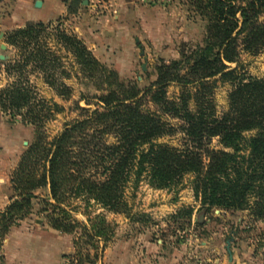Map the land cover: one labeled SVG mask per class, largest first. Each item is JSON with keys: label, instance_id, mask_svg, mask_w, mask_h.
<instances>
[{"label": "trees", "instance_id": "16d2710c", "mask_svg": "<svg viewBox=\"0 0 264 264\" xmlns=\"http://www.w3.org/2000/svg\"><path fill=\"white\" fill-rule=\"evenodd\" d=\"M73 3L69 12L75 11ZM187 3L206 20L203 45L181 60L161 65L155 88L139 89L108 72L106 91L96 97V107L81 108L84 114L65 124L51 140L44 124L62 108L38 96L29 69H39L61 97L69 88L56 86L52 79L50 70L57 67L58 58L37 39L44 24L29 21L5 33V43L20 49V57L0 60V68L11 78L0 87V111L32 126L34 137L10 176L13 194L0 210V248L18 220L32 213L37 200L39 213L52 229L74 235V250L66 264L93 262L115 224L88 211L83 213L85 221L75 219L80 203L129 215L126 191L135 189L143 178L152 188L169 189L189 175L203 212L247 209L253 219L264 221V78L239 68L242 51L256 55L264 50V20H259L264 0ZM57 35L84 73L105 72L78 38L64 31ZM215 81L230 85L227 109L221 115L216 114L213 99ZM169 82L182 86L174 100L166 96ZM146 101L180 124L172 125L158 112L145 110ZM177 131L183 134L181 147L158 141ZM214 138L220 148L211 146ZM1 260L0 255L3 264Z\"/></svg>", "mask_w": 264, "mask_h": 264}, {"label": "rangeland", "instance_id": "374dc122", "mask_svg": "<svg viewBox=\"0 0 264 264\" xmlns=\"http://www.w3.org/2000/svg\"><path fill=\"white\" fill-rule=\"evenodd\" d=\"M62 1L68 5L74 2L75 11L43 22L44 28L39 30L37 39L58 58L57 67L50 70L52 79L56 86H68V93L64 97L56 94L39 69H29L28 74L38 96L62 108L44 124L48 140L59 134L65 124L79 119L84 114L81 108L96 107V97L106 91L108 72L124 83H135L139 89L155 88L161 65L181 60L183 54L203 45L206 20L194 13L187 0ZM32 15L44 17L42 8L33 7V0H1L0 45L6 46L0 48L1 55L20 57V49L7 45L4 36L18 28L14 27L12 17L24 22ZM259 20H264V13ZM81 27H93L91 40L80 32ZM60 31L78 38L103 65L105 72L94 76L84 73L73 54L58 40ZM239 68L251 76L264 78V50L256 55L242 51ZM9 81L11 78L1 67L0 87ZM214 86L216 114L221 115L227 109L230 85L215 81ZM181 91L182 86L176 82L166 84L165 92L170 100L176 99ZM143 108L158 112L172 125L180 124L178 119L161 114L152 102L146 101ZM33 137L32 126L11 120L0 111V205L6 200L9 202L13 194L10 176ZM158 141L179 148L183 134L177 131ZM211 146L221 147L216 138L212 139ZM126 199L130 205L129 215L80 203L75 219L85 221L83 213L88 211L90 216L103 214L107 221L115 224L114 233L101 255L84 264H264V221L253 219L247 209L211 208L203 212L199 200L193 196L189 175L169 189L152 188L143 178L135 189H127ZM33 202L32 213L20 218L4 237L1 262L66 264L74 250V235L52 229L39 213L41 206L37 200ZM227 240H230L233 257L230 261ZM90 253L93 250L90 249Z\"/></svg>", "mask_w": 264, "mask_h": 264}, {"label": "crops", "instance_id": "0c3cea01", "mask_svg": "<svg viewBox=\"0 0 264 264\" xmlns=\"http://www.w3.org/2000/svg\"><path fill=\"white\" fill-rule=\"evenodd\" d=\"M35 1L36 0H33V7L35 9L42 8L44 17H33V15H32L31 17H29V19L28 18L24 19L25 23H27L29 21H31V22H34V21L47 22V21L59 18V16L66 15V13L68 12V4L62 0H40L41 5L39 7L35 6ZM81 1L83 3V0H81ZM84 8L85 7H83L82 9L84 10ZM12 19H13L12 20L13 24H15L14 27H21L24 24V22H20V20H18V19L15 20L14 17H12ZM81 28L82 29L80 32L83 33L85 36H87V38H90V40H91V36H92L91 31H93V27L92 28L81 27ZM4 197H5V199H7V196H4ZM7 203H8V200L4 201L0 205V209L5 207Z\"/></svg>", "mask_w": 264, "mask_h": 264}, {"label": "water", "instance_id": "95a60500", "mask_svg": "<svg viewBox=\"0 0 264 264\" xmlns=\"http://www.w3.org/2000/svg\"><path fill=\"white\" fill-rule=\"evenodd\" d=\"M83 3H87V1L86 0H83ZM41 5V2H40V0H36L35 1V6L36 7H39ZM2 35V33L0 34V36ZM0 48L1 49H5L6 48V46L4 45V44H1L0 45ZM6 59H8V57L7 56H4V55H1L0 54V60H6ZM144 67V66H143ZM226 251H227V255H228V259H229V261L232 259V254H231V250H230V240H227L226 241Z\"/></svg>", "mask_w": 264, "mask_h": 264}, {"label": "bare ground", "instance_id": "6f19581e", "mask_svg": "<svg viewBox=\"0 0 264 264\" xmlns=\"http://www.w3.org/2000/svg\"><path fill=\"white\" fill-rule=\"evenodd\" d=\"M39 238V237H38ZM43 241V240H42ZM42 241H40V242H42ZM33 242V241H32ZM36 243V242H35ZM35 243H34V245H35ZM43 243V242H42ZM37 244V243H36ZM34 247V246H33ZM23 248V247H22ZM37 248V247H36ZM42 248V247H41ZM22 252H24V251H22ZM28 252V251H27ZM27 255V254H26ZM31 256V255H30ZM29 256V257H30ZM34 257V256H33Z\"/></svg>", "mask_w": 264, "mask_h": 264}]
</instances>
